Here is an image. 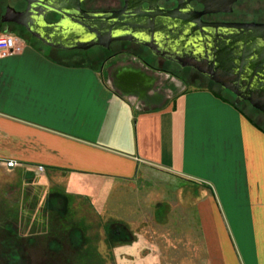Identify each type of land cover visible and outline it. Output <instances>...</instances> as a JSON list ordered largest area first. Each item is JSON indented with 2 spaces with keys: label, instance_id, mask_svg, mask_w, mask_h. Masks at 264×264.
<instances>
[{
  "label": "crops",
  "instance_id": "1",
  "mask_svg": "<svg viewBox=\"0 0 264 264\" xmlns=\"http://www.w3.org/2000/svg\"><path fill=\"white\" fill-rule=\"evenodd\" d=\"M21 42V52L0 57V167L14 161L8 171L74 195L105 187L108 199L155 168L175 180L173 257L264 264V111L187 85L154 57L147 65L122 53L94 67L76 62L89 58L86 49L28 35Z\"/></svg>",
  "mask_w": 264,
  "mask_h": 264
},
{
  "label": "flooded vegetation",
  "instance_id": "2",
  "mask_svg": "<svg viewBox=\"0 0 264 264\" xmlns=\"http://www.w3.org/2000/svg\"><path fill=\"white\" fill-rule=\"evenodd\" d=\"M75 1L87 11L121 10L127 6L131 12L136 8L137 20L124 22L117 29V35L123 39L112 41L109 47L113 43L140 46L150 57L158 59L159 68L167 61L180 72L189 71L185 80L205 79L219 87L229 83L236 93L227 91L237 101L253 99L264 108V0H69L67 3L73 5ZM58 2L63 4V0ZM53 4L52 0H0V33H10L19 40L28 35L65 48H79L98 40L90 26L80 25L65 15L47 14V23L43 13L48 10L46 5ZM12 9L25 13L19 16ZM122 53L130 52L120 49L114 55ZM144 62L148 65V61Z\"/></svg>",
  "mask_w": 264,
  "mask_h": 264
},
{
  "label": "rangeland",
  "instance_id": "3",
  "mask_svg": "<svg viewBox=\"0 0 264 264\" xmlns=\"http://www.w3.org/2000/svg\"><path fill=\"white\" fill-rule=\"evenodd\" d=\"M120 49L127 50L130 52L129 55L144 58L148 62L153 59L140 46L113 43L109 48L94 45L82 50L89 58L77 59L76 62L99 67L106 60L109 62L115 60L117 55L114 53ZM161 68L164 72L172 73L182 79L189 74L188 70L178 71L176 66L167 61L163 62ZM185 83L206 85L237 101L229 91L205 79L185 80ZM240 106L251 115L256 114L249 106L241 103ZM6 168L0 167V213L4 212L6 217L9 212L14 218L16 212L17 218L14 220H17L16 226L22 230V233L29 229L35 215H39L37 223L45 224L46 219L44 221L42 213L48 212L46 206L49 193L59 189V186L43 178L25 177L17 169L8 171ZM155 171L156 169L153 168L146 177L118 184L111 199L104 197L107 194L105 187L100 192L97 191L99 195H74L66 192L67 208L73 212L75 218L84 221L88 234L99 235L92 254L79 264H197L196 261L186 260L188 259L186 252L183 254L176 251V257L172 256L171 233L173 235L175 231L171 230V185L175 184V180L174 177H157L161 173L158 174V171ZM151 195L158 196L162 202L152 205L148 198ZM31 209L32 215L29 212ZM107 220H118L124 223L137 238L139 237L137 246L123 250L124 252H118V246L108 248L104 243L103 230V224ZM179 241L176 239L177 243ZM175 247L176 250L179 249L177 245Z\"/></svg>",
  "mask_w": 264,
  "mask_h": 264
},
{
  "label": "trees",
  "instance_id": "4",
  "mask_svg": "<svg viewBox=\"0 0 264 264\" xmlns=\"http://www.w3.org/2000/svg\"><path fill=\"white\" fill-rule=\"evenodd\" d=\"M67 196L61 188L50 192L48 212L42 213L45 224L37 223L39 215H35L29 229H23L25 233L16 226V212L14 218L9 212L6 217L0 213V264H79L92 254L99 235L86 232L84 221L67 208ZM29 212L32 215V209ZM103 230L108 248L130 245L137 239L118 220H107Z\"/></svg>",
  "mask_w": 264,
  "mask_h": 264
},
{
  "label": "water",
  "instance_id": "5",
  "mask_svg": "<svg viewBox=\"0 0 264 264\" xmlns=\"http://www.w3.org/2000/svg\"><path fill=\"white\" fill-rule=\"evenodd\" d=\"M30 1V0H29ZM55 1L53 5H46L49 6L48 10H45L43 13V17L45 19L47 14L54 13V14H61V16L65 15L67 17L72 18L73 20L77 21L80 25L90 26L93 32H96L98 35V40L91 41L84 46H80L79 48L87 49L91 46L98 45L105 48H108L110 43L114 40H121L123 37L118 36L117 29L123 25L124 22L131 21L135 22L138 18L137 9H132L131 12H128V7L125 6L121 10H93L87 11L80 8V4L78 1H75L73 5H69L67 2L69 0H63V4L59 5V0H52ZM58 4V5H57ZM70 6V7H69ZM66 10H71L72 13H69ZM14 11V9H12ZM17 15L22 16L25 11L16 12ZM48 23V21L45 19ZM22 24V23H21ZM201 71L205 69L203 67H199ZM216 81H220L215 79ZM222 88L229 90L233 93H236L234 87H232L229 83H222ZM249 102L256 108L264 111V108L256 103L253 99H250Z\"/></svg>",
  "mask_w": 264,
  "mask_h": 264
},
{
  "label": "built area",
  "instance_id": "6",
  "mask_svg": "<svg viewBox=\"0 0 264 264\" xmlns=\"http://www.w3.org/2000/svg\"><path fill=\"white\" fill-rule=\"evenodd\" d=\"M23 49V43L15 35L10 33L0 34V57H5L14 53H19ZM14 161H7V167H14ZM41 170V167H39Z\"/></svg>",
  "mask_w": 264,
  "mask_h": 264
},
{
  "label": "bare ground",
  "instance_id": "7",
  "mask_svg": "<svg viewBox=\"0 0 264 264\" xmlns=\"http://www.w3.org/2000/svg\"><path fill=\"white\" fill-rule=\"evenodd\" d=\"M125 88H127L126 86H124Z\"/></svg>",
  "mask_w": 264,
  "mask_h": 264
}]
</instances>
